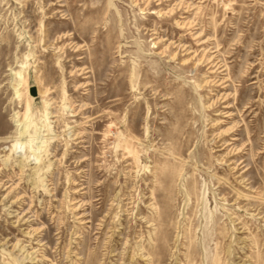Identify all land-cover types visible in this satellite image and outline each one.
Segmentation results:
<instances>
[{
    "label": "rangeland",
    "instance_id": "1",
    "mask_svg": "<svg viewBox=\"0 0 264 264\" xmlns=\"http://www.w3.org/2000/svg\"><path fill=\"white\" fill-rule=\"evenodd\" d=\"M0 264H264V0H0Z\"/></svg>",
    "mask_w": 264,
    "mask_h": 264
},
{
    "label": "water",
    "instance_id": "2",
    "mask_svg": "<svg viewBox=\"0 0 264 264\" xmlns=\"http://www.w3.org/2000/svg\"><path fill=\"white\" fill-rule=\"evenodd\" d=\"M30 93H31V95H32L33 97L36 96V92H35L34 89H32V90L30 91Z\"/></svg>",
    "mask_w": 264,
    "mask_h": 264
},
{
    "label": "bare ground",
    "instance_id": "3",
    "mask_svg": "<svg viewBox=\"0 0 264 264\" xmlns=\"http://www.w3.org/2000/svg\"><path fill=\"white\" fill-rule=\"evenodd\" d=\"M29 90V89H28Z\"/></svg>",
    "mask_w": 264,
    "mask_h": 264
}]
</instances>
